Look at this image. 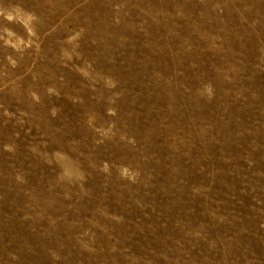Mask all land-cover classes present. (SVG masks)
<instances>
[{"label":"rangeland","instance_id":"374dc122","mask_svg":"<svg viewBox=\"0 0 264 264\" xmlns=\"http://www.w3.org/2000/svg\"><path fill=\"white\" fill-rule=\"evenodd\" d=\"M0 264H264V0H0Z\"/></svg>","mask_w":264,"mask_h":264}]
</instances>
